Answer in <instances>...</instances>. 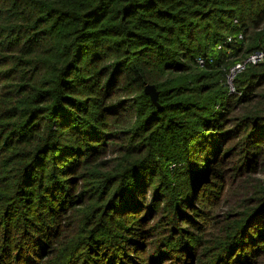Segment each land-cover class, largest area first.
<instances>
[{"label": "trees", "instance_id": "trees-1", "mask_svg": "<svg viewBox=\"0 0 264 264\" xmlns=\"http://www.w3.org/2000/svg\"><path fill=\"white\" fill-rule=\"evenodd\" d=\"M255 50L264 0H0V264H264Z\"/></svg>", "mask_w": 264, "mask_h": 264}, {"label": "built area", "instance_id": "built-area-1", "mask_svg": "<svg viewBox=\"0 0 264 264\" xmlns=\"http://www.w3.org/2000/svg\"><path fill=\"white\" fill-rule=\"evenodd\" d=\"M240 37H242V35H240ZM232 39L233 38L231 36H229L227 38V41L226 42H231ZM222 47H223V44H220L219 45V48H222ZM263 55H264V52L263 51H256L253 54H251L248 58H246L243 62H239L236 65H234L231 68L230 74L228 76L229 82H231V84H232L233 78L238 74V72L242 71L245 68V64H247L250 61H253V62L256 63V62L262 60ZM198 60H199V62L201 64H203L204 60L202 58H199ZM232 89H234V88L232 87Z\"/></svg>", "mask_w": 264, "mask_h": 264}, {"label": "rangeland", "instance_id": "rangeland-1", "mask_svg": "<svg viewBox=\"0 0 264 264\" xmlns=\"http://www.w3.org/2000/svg\"><path fill=\"white\" fill-rule=\"evenodd\" d=\"M221 43H219V45H220ZM219 45H218V49H220L219 48ZM256 51H263L264 52V50H255V51H253V52H251L246 58H248L251 54H253L254 52H256ZM244 61V60H243ZM243 61H241V62H243ZM262 61H264V55H263V57H262V60H260V61H258V62H253V61H250V62H248L247 64H245V68L243 69V70H245L246 68H248L250 65H255V64H258V63H260V62H262ZM242 70V71H243ZM242 71H240V72H238V73H241ZM230 84H231V82H230ZM231 86H232V84H231ZM257 178H259L261 181H263L264 182V169L262 170V172L260 173V174H258L257 175ZM263 264V263H262Z\"/></svg>", "mask_w": 264, "mask_h": 264}, {"label": "water", "instance_id": "water-1", "mask_svg": "<svg viewBox=\"0 0 264 264\" xmlns=\"http://www.w3.org/2000/svg\"><path fill=\"white\" fill-rule=\"evenodd\" d=\"M145 90L150 95V97L153 100V102L158 104L157 100H158L159 92L156 89V87L154 85H150L149 84V85L146 86Z\"/></svg>", "mask_w": 264, "mask_h": 264}]
</instances>
